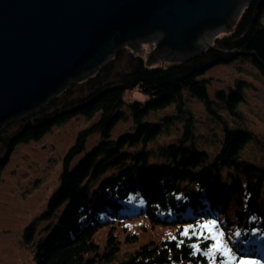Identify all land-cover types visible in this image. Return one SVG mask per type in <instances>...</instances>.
<instances>
[{
  "label": "trees",
  "instance_id": "16d2710c",
  "mask_svg": "<svg viewBox=\"0 0 264 264\" xmlns=\"http://www.w3.org/2000/svg\"><path fill=\"white\" fill-rule=\"evenodd\" d=\"M232 63L264 78V0H247L228 32L190 60L151 63L121 48L96 73L0 130L1 172L17 144L73 118L91 121L64 154L44 213L23 230V244L33 242L37 222L55 218L34 246V264H239L241 257L264 264V159L258 164L246 151L257 136L229 122L244 123L241 104L251 86L238 79L215 89L213 99L208 92L206 73ZM126 91L147 99L124 100ZM191 100L211 125L205 134L196 132ZM171 127L173 139L159 142ZM212 220L218 240L199 227Z\"/></svg>",
  "mask_w": 264,
  "mask_h": 264
},
{
  "label": "water",
  "instance_id": "95a60500",
  "mask_svg": "<svg viewBox=\"0 0 264 264\" xmlns=\"http://www.w3.org/2000/svg\"><path fill=\"white\" fill-rule=\"evenodd\" d=\"M246 3L0 0V128L96 73L124 44L137 48L145 36L161 35L151 63L196 57L211 47L202 42L228 32Z\"/></svg>",
  "mask_w": 264,
  "mask_h": 264
},
{
  "label": "rangeland",
  "instance_id": "374dc122",
  "mask_svg": "<svg viewBox=\"0 0 264 264\" xmlns=\"http://www.w3.org/2000/svg\"><path fill=\"white\" fill-rule=\"evenodd\" d=\"M160 40L161 35L155 33L152 37L145 36L141 38L139 40L140 45L137 48H134L131 43L124 44L121 48L140 54L148 60L150 51L156 48ZM210 44H212V41ZM206 77L212 79L208 89L209 97L212 99L215 89L226 91L238 79L245 80L250 84L251 88L245 89V101L241 104L244 123L236 118H229V122L232 127L236 125L243 127L245 125L257 136L259 142L250 143L246 151L256 163L262 164L264 159V146L262 145L264 144V78L257 76L250 65L237 63L216 66L206 73ZM84 79L85 77L77 78L69 85ZM146 99L147 96L137 91H126L124 93V100L145 101ZM190 107L195 112L199 124L197 134H205L206 128L211 127V125L206 120L202 105L196 100H191ZM164 113H155L146 119L154 121ZM16 120L7 122L0 130L8 123ZM90 124L91 121L83 117L73 118L62 125L52 127L39 139L19 143L13 148L0 172V264H34L32 258L34 246L47 233L48 230L45 229L55 223V218L37 222L33 242L23 244V230L29 223L41 217L44 213L49 197L58 187V177L62 170L64 154L73 144L77 132ZM129 127V122L118 123L113 129V134L119 135L127 131ZM214 131L218 132L219 130L214 129ZM173 136V127H171L168 134H161L158 137V141L168 142L173 139ZM95 140L96 137L88 140L87 150L93 146ZM205 148L210 149L206 146ZM76 161L77 159L73 161V164ZM105 237L106 235L99 233L96 241L102 244Z\"/></svg>",
  "mask_w": 264,
  "mask_h": 264
},
{
  "label": "snow or ice",
  "instance_id": "6c2138e0",
  "mask_svg": "<svg viewBox=\"0 0 264 264\" xmlns=\"http://www.w3.org/2000/svg\"><path fill=\"white\" fill-rule=\"evenodd\" d=\"M216 223H217V222H216L215 220H212V221H206L204 224L199 225V227H200L201 229H205V228L209 229V232H210V235L212 236V239H216V240H218V234H216V233H212V232H211V229L214 228V227L216 226ZM192 227H193L192 225H188V226H187V227H186V228L180 233V235H182V236H187V235H188V229H190V228H192ZM237 235H239V234L237 233ZM173 239H175V237H173ZM192 247H193V248H196V245L193 244ZM212 248H213L214 250H216V251H223V252H225V253L229 252V250L226 249V248L222 249L221 246H220L219 244H213V245H212ZM221 264H223V262H221ZM239 264H257V262H256V261H253V260H248V259H245V258L241 257L240 260H239Z\"/></svg>",
  "mask_w": 264,
  "mask_h": 264
},
{
  "label": "bare ground",
  "instance_id": "6f19581e",
  "mask_svg": "<svg viewBox=\"0 0 264 264\" xmlns=\"http://www.w3.org/2000/svg\"><path fill=\"white\" fill-rule=\"evenodd\" d=\"M234 15H235V13H234ZM211 38H212V37H210V40H205L204 42H202V43L200 44V46L205 47V46L209 45V44H210V41H211Z\"/></svg>",
  "mask_w": 264,
  "mask_h": 264
}]
</instances>
